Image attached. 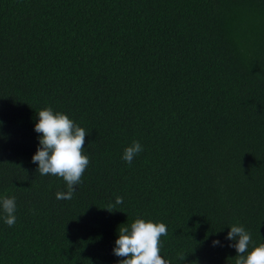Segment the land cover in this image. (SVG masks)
<instances>
[{
  "label": "trees",
  "instance_id": "1",
  "mask_svg": "<svg viewBox=\"0 0 264 264\" xmlns=\"http://www.w3.org/2000/svg\"><path fill=\"white\" fill-rule=\"evenodd\" d=\"M45 107L89 133L71 200L32 162ZM0 122V264H119L136 218L170 264H235L232 225L264 243V0H0Z\"/></svg>",
  "mask_w": 264,
  "mask_h": 264
},
{
  "label": "clouds",
  "instance_id": "2",
  "mask_svg": "<svg viewBox=\"0 0 264 264\" xmlns=\"http://www.w3.org/2000/svg\"><path fill=\"white\" fill-rule=\"evenodd\" d=\"M38 121L34 131L41 134L36 153L32 162L38 164L37 173L41 176L53 175L62 178L67 185L66 192H57L58 200H71L76 186L82 182L90 158L84 154L85 137L89 134L62 112L45 107L37 113ZM2 123V122H0ZM143 151L139 141L124 149L122 159L131 164L134 158ZM123 203L122 197H116L115 204ZM16 198L0 197V209L4 215V223L13 227L16 223ZM110 204L108 211L112 212ZM168 234L167 226L160 222L136 218L130 226L119 227L118 238L115 240L113 254L124 259L119 264H170L161 256V237ZM226 239L235 241L228 246L236 250L235 264H264V243L254 246L251 233L243 225L234 224L230 227ZM213 246H223L214 240ZM186 255L178 254L184 261Z\"/></svg>",
  "mask_w": 264,
  "mask_h": 264
}]
</instances>
